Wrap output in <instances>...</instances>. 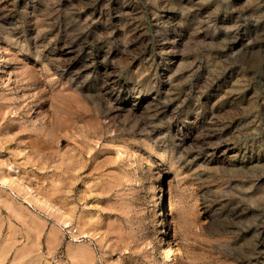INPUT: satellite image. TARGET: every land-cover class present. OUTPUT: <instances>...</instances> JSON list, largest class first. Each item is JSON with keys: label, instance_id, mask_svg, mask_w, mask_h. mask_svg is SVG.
<instances>
[{"label": "rangeland", "instance_id": "1", "mask_svg": "<svg viewBox=\"0 0 264 264\" xmlns=\"http://www.w3.org/2000/svg\"><path fill=\"white\" fill-rule=\"evenodd\" d=\"M0 70V264H264V0H0Z\"/></svg>", "mask_w": 264, "mask_h": 264}, {"label": "bare ground", "instance_id": "2", "mask_svg": "<svg viewBox=\"0 0 264 264\" xmlns=\"http://www.w3.org/2000/svg\"><path fill=\"white\" fill-rule=\"evenodd\" d=\"M0 72H1V70H0ZM2 181H3V182H6L7 180H6L5 178H2Z\"/></svg>", "mask_w": 264, "mask_h": 264}]
</instances>
